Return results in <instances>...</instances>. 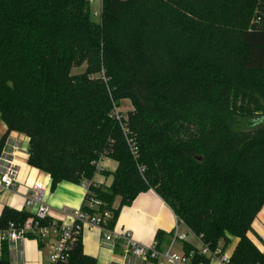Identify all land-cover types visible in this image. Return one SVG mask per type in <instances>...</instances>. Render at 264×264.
I'll use <instances>...</instances> for the list:
<instances>
[{
	"label": "trees",
	"instance_id": "1",
	"mask_svg": "<svg viewBox=\"0 0 264 264\" xmlns=\"http://www.w3.org/2000/svg\"><path fill=\"white\" fill-rule=\"evenodd\" d=\"M233 1L230 19L182 33L160 30L144 14L149 0H102L100 23L89 0H0V157L10 133L25 136L28 165L52 190L92 181L114 160L112 186L92 185L82 206L99 204L106 229L154 191L220 257L239 239L229 264H264L248 237L264 207V0ZM188 2L213 18L232 0ZM257 6L263 22L250 28ZM29 217L5 208L0 230ZM10 247L0 264H12ZM191 253L194 264L211 261L184 243ZM68 264H97L82 237Z\"/></svg>",
	"mask_w": 264,
	"mask_h": 264
},
{
	"label": "crops",
	"instance_id": "2",
	"mask_svg": "<svg viewBox=\"0 0 264 264\" xmlns=\"http://www.w3.org/2000/svg\"><path fill=\"white\" fill-rule=\"evenodd\" d=\"M6 135L7 127L0 119V143ZM14 147L19 148L15 157L19 182L15 193L10 192L1 196L0 216L5 208L19 212L25 211L24 193L28 187L38 182L50 184V188L46 192L45 202L52 207L53 218H60L59 210L62 208H82L86 195L82 184L76 185L63 182L55 190H52L51 177L28 165V138L16 132L10 133L4 151L11 152ZM117 169L118 163L114 160L109 158L102 160L99 163V171L92 180L93 183L104 188H110L114 181L113 174ZM120 206L121 199L118 198L114 208L118 209ZM176 230H178L179 235H186V240L183 242L177 241L173 247V252L184 254V243L191 245L198 253L202 250L203 242L177 218L172 209L154 191H149L141 194L132 206L121 209L114 232H129L135 241L144 245L156 243L157 234L161 232L163 234L161 249L166 250L171 245L172 235H175ZM248 237L257 249L264 253V207L253 223ZM82 242L85 255L95 259L97 264H155L135 256L122 241H107L106 234L97 228L85 229L82 233ZM238 243L239 239H233L225 252L227 257H232ZM10 246L12 264H49V241L26 239ZM43 251L45 254H43ZM209 264L222 263L217 259H213Z\"/></svg>",
	"mask_w": 264,
	"mask_h": 264
},
{
	"label": "built area",
	"instance_id": "3",
	"mask_svg": "<svg viewBox=\"0 0 264 264\" xmlns=\"http://www.w3.org/2000/svg\"><path fill=\"white\" fill-rule=\"evenodd\" d=\"M261 22H263V19L259 17L257 23ZM17 151H19V148L14 147L11 152L3 151L0 157V198L6 193H15L17 191L16 186L19 182L18 167L15 164ZM92 185L96 184L93 181L82 182L86 195L90 192ZM49 188V183L38 182L26 189L24 193V208L25 211L29 212L30 217L22 227L11 223L6 231L0 230V249L3 242L12 245L26 239L49 241V264H68L75 244L82 237L83 231L89 228H97L106 234L107 241H122L135 256L155 264H194V253L186 256L185 254L173 252V247L177 241L183 242L186 240V235H179L178 230H176L172 243L166 250L159 249L157 243L152 245L138 243L129 232L115 233L106 229L104 227V219L108 218L109 214L106 213L103 216L98 213L99 204L93 201L87 203L92 213L84 211L82 208H62L59 210L60 218H53V209L45 202L46 192ZM199 255L210 260L217 259L222 264L230 263V258L225 254L220 257V249L211 251L205 245ZM197 264L205 263L201 261Z\"/></svg>",
	"mask_w": 264,
	"mask_h": 264
},
{
	"label": "rangeland",
	"instance_id": "4",
	"mask_svg": "<svg viewBox=\"0 0 264 264\" xmlns=\"http://www.w3.org/2000/svg\"><path fill=\"white\" fill-rule=\"evenodd\" d=\"M91 3V17L93 21L100 23L101 21V10H102V0H89ZM151 11L144 12L148 18L154 21L158 28L162 31H172L178 28V31L182 33H187L195 29H204V27L209 24L218 25L230 19L233 14V6L236 5V1L230 2L229 7L226 12L222 15H218L213 18L199 17L194 13L188 0H149ZM263 13L261 7H256L253 9L252 17L249 21V27H257V16ZM87 67L84 66L80 69L72 70L73 75H79L84 73ZM133 107L129 100L121 102L119 111L126 116ZM252 242V241H251ZM253 243V242H252ZM43 254L45 252L43 251Z\"/></svg>",
	"mask_w": 264,
	"mask_h": 264
}]
</instances>
